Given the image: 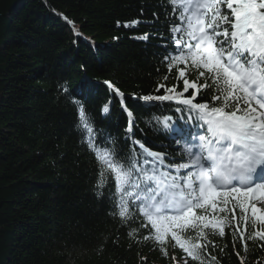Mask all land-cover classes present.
I'll return each instance as SVG.
<instances>
[{
    "label": "trees",
    "instance_id": "16d2710c",
    "mask_svg": "<svg viewBox=\"0 0 264 264\" xmlns=\"http://www.w3.org/2000/svg\"><path fill=\"white\" fill-rule=\"evenodd\" d=\"M161 5L0 0V264H264V241L247 240L252 228L239 219V209L223 237L209 235L215 247L208 244L202 261H193L172 240L163 247L153 240L137 243L108 215L109 201L95 195L97 165L75 127L76 100L96 128L121 144L133 119L135 139L151 150L171 151L155 118H175L177 103L153 106L135 98L165 94L155 91L158 84L182 90L178 69L169 72L160 55L171 13ZM134 20L141 23L123 26ZM145 33L149 40L137 39ZM84 79L94 91L70 95ZM195 102H211L210 94Z\"/></svg>",
    "mask_w": 264,
    "mask_h": 264
},
{
    "label": "snow or ice",
    "instance_id": "6c2138e0",
    "mask_svg": "<svg viewBox=\"0 0 264 264\" xmlns=\"http://www.w3.org/2000/svg\"><path fill=\"white\" fill-rule=\"evenodd\" d=\"M161 6L171 13L160 55L169 72L178 69L182 90L158 84L155 91L165 94L135 98L153 106L177 103L175 118H155L171 151H153L135 139L133 119L121 144L95 127L79 100L75 127L97 165L95 195L109 201L108 215L137 243L153 240L163 247L172 240L202 261L207 245L215 247L209 235L223 237L237 209L252 228L247 240L264 241V0H162ZM192 73L196 79L190 80ZM92 91L93 82L84 79L70 95ZM206 94L211 102H195ZM113 95L127 99L118 90ZM102 111L108 114V106Z\"/></svg>",
    "mask_w": 264,
    "mask_h": 264
}]
</instances>
